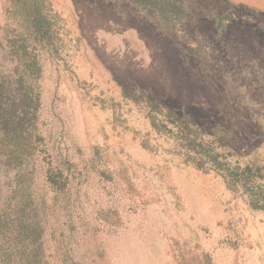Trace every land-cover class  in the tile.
<instances>
[{"label": "rangeland", "instance_id": "rangeland-1", "mask_svg": "<svg viewBox=\"0 0 264 264\" xmlns=\"http://www.w3.org/2000/svg\"><path fill=\"white\" fill-rule=\"evenodd\" d=\"M39 1L48 42L0 0V94L32 98L21 143L0 126V264H264L246 178L193 161L264 195V0Z\"/></svg>", "mask_w": 264, "mask_h": 264}, {"label": "trees", "instance_id": "trees-1", "mask_svg": "<svg viewBox=\"0 0 264 264\" xmlns=\"http://www.w3.org/2000/svg\"><path fill=\"white\" fill-rule=\"evenodd\" d=\"M136 3L142 4L143 6H149V8H153L156 10H172L178 13L180 4L170 1V0H132ZM26 8H24V15L27 19V27L31 28L34 32V38L37 42H48L51 36V23L48 15L42 11V4L39 0H26L25 2ZM22 82V81H19ZM32 98L29 93L24 92L20 96L16 98V96H12L11 98H3L0 94V126L1 130L8 137V141L12 145H18V143L22 142V137L27 136L25 127L23 125V113L21 114L15 113L14 110L17 107L27 106L30 108L32 103ZM146 107L149 109L148 113L151 114L153 111L158 112L157 107L158 103L148 101ZM22 109V108H21ZM25 114V113H24ZM152 117V116H151ZM156 118L153 117V120ZM201 155V154H200ZM219 154L213 153L211 154H202L195 160L198 162L194 164L200 165L202 164H210L213 165L215 170L220 171V173L232 183H235L234 177H243L246 178L242 180L243 182L239 185L236 181L235 187H240L242 190L249 193V197H251L250 203L253 208L256 209H264V195L261 193L260 182L263 174L260 173L258 167L252 166H243V167H234L229 168L225 167L224 163L218 162ZM226 163V162H225ZM249 181H253L254 184H247ZM50 182L52 185L56 186V182L54 178L50 177ZM258 186V187H257ZM56 188H60V186H56ZM259 188L260 190H258ZM264 189V188H263Z\"/></svg>", "mask_w": 264, "mask_h": 264}]
</instances>
